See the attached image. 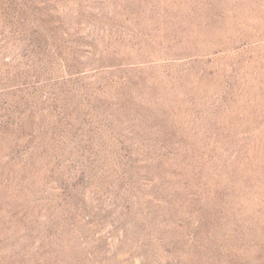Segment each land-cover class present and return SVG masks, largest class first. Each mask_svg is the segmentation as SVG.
<instances>
[{"label": "rangeland", "instance_id": "1", "mask_svg": "<svg viewBox=\"0 0 264 264\" xmlns=\"http://www.w3.org/2000/svg\"><path fill=\"white\" fill-rule=\"evenodd\" d=\"M0 264H264V0H0Z\"/></svg>", "mask_w": 264, "mask_h": 264}]
</instances>
